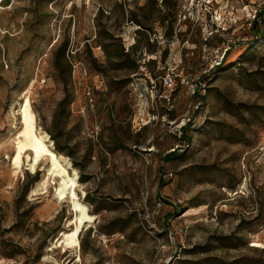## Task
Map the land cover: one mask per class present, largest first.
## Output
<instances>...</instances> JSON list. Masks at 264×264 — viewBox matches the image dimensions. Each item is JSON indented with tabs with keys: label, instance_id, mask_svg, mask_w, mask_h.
<instances>
[{
	"label": "rangeland",
	"instance_id": "obj_1",
	"mask_svg": "<svg viewBox=\"0 0 264 264\" xmlns=\"http://www.w3.org/2000/svg\"><path fill=\"white\" fill-rule=\"evenodd\" d=\"M262 32L264 0H0V264H264ZM34 83L97 215L81 249L48 163L13 174Z\"/></svg>",
	"mask_w": 264,
	"mask_h": 264
},
{
	"label": "bare ground",
	"instance_id": "obj_2",
	"mask_svg": "<svg viewBox=\"0 0 264 264\" xmlns=\"http://www.w3.org/2000/svg\"><path fill=\"white\" fill-rule=\"evenodd\" d=\"M34 87L35 83L25 91L24 96L22 95L23 102L18 104L22 128L15 139L13 174L17 176L24 170L36 174L42 164L48 163L46 174L38 185L42 191H47L54 181L57 184L55 198L68 203L73 213L67 230L60 233L55 245L66 251L81 249V234L97 221V215L91 213L79 195L82 185H79V172L74 168L72 160L55 150V144L49 134L38 125L30 99Z\"/></svg>",
	"mask_w": 264,
	"mask_h": 264
},
{
	"label": "trees",
	"instance_id": "obj_3",
	"mask_svg": "<svg viewBox=\"0 0 264 264\" xmlns=\"http://www.w3.org/2000/svg\"><path fill=\"white\" fill-rule=\"evenodd\" d=\"M262 37H264V32H262ZM188 127V125H187ZM187 127H185L184 132L187 130ZM184 135V134H183ZM52 138L54 139V141L56 142V150L58 153H67L66 150L64 148H62L59 144V141L55 138V136L52 134ZM187 141H190V138H185ZM68 155H71L69 153H67ZM177 158V151L175 152H171L167 157L166 160L167 161H172L175 160ZM81 182L82 183H86L87 181L85 180V178H83V176L81 177ZM10 257H13L14 255H8Z\"/></svg>",
	"mask_w": 264,
	"mask_h": 264
},
{
	"label": "built area",
	"instance_id": "obj_4",
	"mask_svg": "<svg viewBox=\"0 0 264 264\" xmlns=\"http://www.w3.org/2000/svg\"><path fill=\"white\" fill-rule=\"evenodd\" d=\"M164 83H165L166 86H169V87H172L173 84H174L172 78H170V77L165 78L164 79Z\"/></svg>",
	"mask_w": 264,
	"mask_h": 264
}]
</instances>
